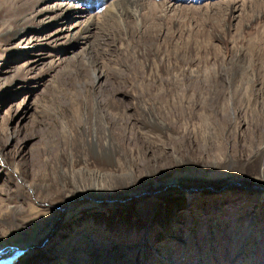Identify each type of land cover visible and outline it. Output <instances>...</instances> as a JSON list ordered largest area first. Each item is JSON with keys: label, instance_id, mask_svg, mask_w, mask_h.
Returning a JSON list of instances; mask_svg holds the SVG:
<instances>
[{"label": "rangeland", "instance_id": "374dc122", "mask_svg": "<svg viewBox=\"0 0 264 264\" xmlns=\"http://www.w3.org/2000/svg\"><path fill=\"white\" fill-rule=\"evenodd\" d=\"M116 1L0 0V250L264 264V0Z\"/></svg>", "mask_w": 264, "mask_h": 264}, {"label": "bare ground", "instance_id": "6f19581e", "mask_svg": "<svg viewBox=\"0 0 264 264\" xmlns=\"http://www.w3.org/2000/svg\"><path fill=\"white\" fill-rule=\"evenodd\" d=\"M116 2L111 3L110 10L108 11V14L115 13L118 16L119 21H122L123 23H125V18L123 19V17L120 16L119 10H125L126 8H129L135 12L136 17H140L141 11L144 8L148 7V5H149V3L144 2V0H118V2L117 3ZM91 21H93L92 18H89L88 22L86 23L87 25L82 26V28L79 31L83 32V31H85V29L88 30L87 27L93 26ZM245 179L246 178H240L239 180H236V181L232 182L231 184L234 185V184L238 183L237 185H241V186L243 185V187H241V188L244 191L251 189V190H257L259 192H262L261 188H263L264 185H260L257 182H254L253 180H250V179H247V181L250 180L253 182L247 183V182H245L246 181ZM227 184L229 186H231L229 183H227ZM168 185H171V184L169 183ZM224 189H226V186H224ZM192 190H197V189H192ZM199 190H201V189H199ZM24 252L25 251L22 249H20V250H16L14 248L1 249L0 250V260L6 259L9 257L8 259H6L7 261H9L12 257V259L15 258L17 261L20 259L19 257L24 254Z\"/></svg>", "mask_w": 264, "mask_h": 264}, {"label": "water", "instance_id": "95a60500", "mask_svg": "<svg viewBox=\"0 0 264 264\" xmlns=\"http://www.w3.org/2000/svg\"><path fill=\"white\" fill-rule=\"evenodd\" d=\"M8 258H6V259H8ZM6 259L0 260V264H13L14 262H16V259L15 258L12 259V257L9 261H7Z\"/></svg>", "mask_w": 264, "mask_h": 264}]
</instances>
